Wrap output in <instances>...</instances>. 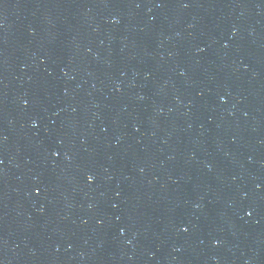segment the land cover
Returning a JSON list of instances; mask_svg holds the SVG:
<instances>
[{"label": "water", "instance_id": "obj_1", "mask_svg": "<svg viewBox=\"0 0 264 264\" xmlns=\"http://www.w3.org/2000/svg\"><path fill=\"white\" fill-rule=\"evenodd\" d=\"M0 264H264V0H0Z\"/></svg>", "mask_w": 264, "mask_h": 264}]
</instances>
